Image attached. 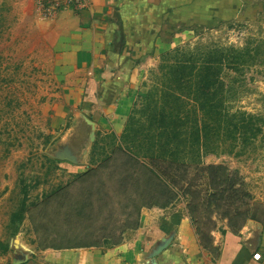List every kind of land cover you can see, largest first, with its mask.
Returning <instances> with one entry per match:
<instances>
[{"label":"crops","instance_id":"0c3cea01","mask_svg":"<svg viewBox=\"0 0 264 264\" xmlns=\"http://www.w3.org/2000/svg\"><path fill=\"white\" fill-rule=\"evenodd\" d=\"M13 1L19 23L30 22V30L45 34L48 55L53 56L49 76L55 88L43 107L49 138L61 144L58 156L52 155L58 157L57 164L71 177L90 167L96 168L100 180L118 172L124 175L114 181L119 189H132L139 181L143 195L153 188L155 198L138 200L135 216L132 212L121 214L124 219L101 216L99 221H139L136 229L120 232L124 240L115 247L37 251L20 240L4 249V264H264L261 222L250 220L238 230L224 224L211 232V244H202L186 214V203L182 198L178 202V195L168 192L166 185L147 184L140 164L149 159L135 152V144L146 139L144 126L150 125L152 107L163 103L164 92L174 91L173 100L178 102V90L166 79L169 70L161 66L174 60L167 51L178 44L170 43L177 39L170 31H177L179 6L196 2L90 0L83 9H64L46 20L37 0ZM88 128L87 141L92 143L80 147L76 141L83 138L78 134ZM140 128L142 133H137ZM208 157L203 156L201 165ZM74 191H81V186ZM127 201L122 204H136ZM164 239L168 244L156 254ZM257 253L260 258L254 256Z\"/></svg>","mask_w":264,"mask_h":264},{"label":"rangeland","instance_id":"374dc122","mask_svg":"<svg viewBox=\"0 0 264 264\" xmlns=\"http://www.w3.org/2000/svg\"><path fill=\"white\" fill-rule=\"evenodd\" d=\"M194 1L196 3L190 6H179L182 13H178L177 31H170L171 36L177 37L176 41L170 42L178 43L174 49L191 48L198 42L242 46L249 38L264 37V0ZM13 2L0 0V243L10 245L21 240L38 251L52 244L58 245L54 234L59 229L71 228L66 219L70 213L64 208L56 209V206L79 186L70 183L73 177L57 164L58 157H52L58 156L61 144L49 138L43 104L55 88L49 76L54 67L53 56L48 55L45 34L30 30V22L19 23L12 12ZM223 79L226 87L233 88L228 91L227 100L231 110L264 116V64L241 72L227 68ZM85 131L78 134L83 138L76 141L80 147L92 143L87 141L89 128ZM45 156L56 161L51 162ZM208 156L207 164L199 166L157 164L168 186L174 188L171 191L178 195V202L182 198L186 203V214L192 217L195 226L192 220L191 224L198 231L201 243L211 244V232L224 224L233 230L240 229L250 220L264 225V135L244 149L238 146L235 153ZM211 165L228 168L235 176L233 186L229 182H214V176L222 180L225 173L220 170L216 174L209 168ZM123 176L118 172L105 175L104 180H98L105 187H84V193L91 194V204L85 197L84 210L70 220L85 222L83 217L87 218L89 213L97 220L103 214L117 219H124L126 215L121 214L132 212L133 215L134 207L122 204L128 202L125 198L130 197L128 191L139 196L137 200H148L150 188L144 190V196L137 187L121 190L114 181H121ZM25 184H30L28 208L20 230L15 234L11 217L21 206ZM92 192L97 196L94 197ZM71 199L76 203L82 200L80 191H74ZM105 200L108 206L103 205ZM105 223V220L98 222L100 226ZM109 223L114 231L126 224L114 219ZM4 253L0 246V264L7 260Z\"/></svg>","mask_w":264,"mask_h":264},{"label":"trees","instance_id":"16d2710c","mask_svg":"<svg viewBox=\"0 0 264 264\" xmlns=\"http://www.w3.org/2000/svg\"><path fill=\"white\" fill-rule=\"evenodd\" d=\"M167 53L172 54L174 60L163 64L161 68L169 70L170 76L166 79L169 82L168 85L174 86L178 90V97H176L178 102L173 100L174 91L164 92L163 103L161 105L155 104L152 107L153 116L150 119V125L144 126L147 128V131H144L147 135L146 139L140 140L137 145L135 144V152L149 159V162L141 163L140 167L145 171L150 186H156L157 182L162 187L166 185L169 191H174V188L168 186V181L157 164L199 166L202 164V158L205 155L235 153L238 146L244 149L252 145L260 135H264V116L244 110L233 111L228 106V91H232L233 88L226 87L223 79V73L227 68L241 72L245 68L264 64V37L249 38L242 46L198 42L191 48L180 46L167 51ZM142 130V128L138 129L137 133H142ZM45 157L51 162L56 161L48 156ZM134 163L135 165L139 164L138 160H135ZM209 168L215 170L216 174L220 170L225 173V179L221 180L216 175L214 182H229L230 186L235 183L233 181L235 176L230 173L228 168L222 165H211ZM98 177L101 176L95 167H90L87 171L73 176L70 183L81 186L80 195L83 202L82 200L77 203L74 202L71 199L72 192L63 197V202L59 204L60 206H56V209L62 210L64 208L67 213H70V217L68 216L69 218L66 219L71 228L59 229L54 234L56 236L55 241L59 244H52L42 249L64 250L93 247L107 249L123 242L124 236L120 235V232L136 229L139 224L138 220L127 221L125 225H121L120 231H114L109 223L112 220L105 221L108 223L100 226L101 224H98L100 221L91 218V213L88 214L87 218L83 217L85 222L79 223V221L70 220L84 210L83 208L87 205L85 197H88L89 203L91 202V194L84 193L83 189L86 186H97L96 182L100 181ZM24 182L22 180V183ZM136 187H139V181L134 183L132 190ZM120 189L128 190L127 187ZM153 190L150 188L148 200L152 198ZM22 191L24 196L21 206L11 217L15 234L20 230L21 222L28 208L26 201L30 184L22 186ZM128 192L130 197L125 196L126 200L132 201L133 199L136 203L133 213L135 216L140 207L137 200L139 196ZM92 195L97 196L93 192ZM46 196L48 195L46 194ZM141 196L144 195L141 194ZM106 203L107 200L104 201L103 205L108 206ZM76 204H78V208L75 207ZM190 218L194 225L192 217ZM82 226L84 228H79ZM196 232L198 233L197 230ZM0 246L5 249L8 244L1 242Z\"/></svg>","mask_w":264,"mask_h":264},{"label":"built area","instance_id":"2783aa9c","mask_svg":"<svg viewBox=\"0 0 264 264\" xmlns=\"http://www.w3.org/2000/svg\"><path fill=\"white\" fill-rule=\"evenodd\" d=\"M89 1L90 0H37V8L41 16L47 19H53L64 9H83L88 5ZM254 256L260 258L259 253Z\"/></svg>","mask_w":264,"mask_h":264},{"label":"water","instance_id":"95a60500","mask_svg":"<svg viewBox=\"0 0 264 264\" xmlns=\"http://www.w3.org/2000/svg\"><path fill=\"white\" fill-rule=\"evenodd\" d=\"M165 244H162L161 246H159L156 250V254H159L168 244V241H166V239H164Z\"/></svg>","mask_w":264,"mask_h":264}]
</instances>
